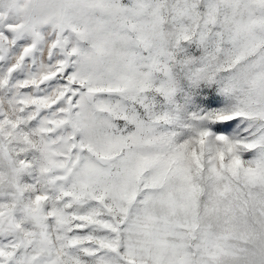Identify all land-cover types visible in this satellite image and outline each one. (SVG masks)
Segmentation results:
<instances>
[{
	"label": "snow or ice",
	"instance_id": "1",
	"mask_svg": "<svg viewBox=\"0 0 264 264\" xmlns=\"http://www.w3.org/2000/svg\"><path fill=\"white\" fill-rule=\"evenodd\" d=\"M0 264H264V0H0Z\"/></svg>",
	"mask_w": 264,
	"mask_h": 264
}]
</instances>
